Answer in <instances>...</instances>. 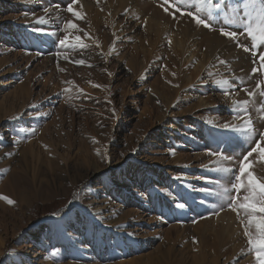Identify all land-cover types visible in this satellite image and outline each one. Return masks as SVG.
Returning a JSON list of instances; mask_svg holds the SVG:
<instances>
[{"label": "rangeland", "instance_id": "obj_1", "mask_svg": "<svg viewBox=\"0 0 264 264\" xmlns=\"http://www.w3.org/2000/svg\"><path fill=\"white\" fill-rule=\"evenodd\" d=\"M68 2L0 0V264H259L229 207L264 132L259 0H219L211 30L200 0Z\"/></svg>", "mask_w": 264, "mask_h": 264}, {"label": "snow or ice", "instance_id": "obj_2", "mask_svg": "<svg viewBox=\"0 0 264 264\" xmlns=\"http://www.w3.org/2000/svg\"><path fill=\"white\" fill-rule=\"evenodd\" d=\"M78 2V0H77ZM172 3L173 6L176 8L177 11L180 10L181 3L180 0H163V5H168ZM251 3H255L256 0H250ZM200 4L204 5L208 8L207 11V18L199 15L200 9L196 10V13L192 11L187 12L189 18L193 19L197 26H203L208 29H212L213 25L210 22L212 18V5L215 4L216 7H219V0H200ZM45 12L48 11V8L44 9ZM66 11L70 13L72 16L76 17L77 19L81 18V13L76 11L73 6L72 0H69ZM165 11H168V8L165 7ZM245 16H248L247 20V29L246 34L251 40L255 41L257 35L260 37V42L264 44V0H259V14L256 17L258 21L256 23L255 28L252 27V18L249 13L245 12ZM38 23L43 24L45 23L44 17H40ZM65 30H78V25L73 22L72 20H68L65 22ZM219 32L224 37L230 38L232 40L238 39V32L235 30H227L226 28H219ZM54 34V33H53ZM71 37L69 35H64L62 39L59 40V44L61 46H65L69 44ZM81 36L76 35L75 41L81 47L84 48L86 45L81 43ZM243 47L245 51L249 49L244 45H238ZM60 55V53H57ZM65 59H68L65 56ZM260 62L264 64V55L259 57ZM80 65L85 63L84 60L75 61ZM257 68L252 69V74L255 75L257 72ZM228 81H217V83H227ZM257 87L264 88V82H261L257 85ZM247 92V89H244ZM248 95L251 97L254 95L252 92H248ZM262 98H264V92L261 93ZM247 103V101H245ZM225 129L228 128V125H223ZM243 133L250 134V130L244 129L242 130ZM264 132L259 133L258 141L251 147L242 157L240 166L238 168V174L235 175V184L234 188L237 195L232 197V204L229 205L233 211H237L238 209H243L245 214L250 218L248 223L254 225L255 230L259 233L258 238H253L249 240V243L256 247V258L259 261V264H264V178H259L254 170L253 164L249 162V158L253 156L254 153H258L260 155V160L264 163ZM214 155L216 153H213ZM222 154V153H221ZM203 191V190H202ZM245 193L243 196H240L239 193ZM7 199V197H5ZM10 204L14 203L12 200H8ZM73 204L77 203V201H73ZM178 207L183 209L185 207L184 203H179ZM55 228L57 231H63L64 226L62 221L55 222ZM251 235V233H246Z\"/></svg>", "mask_w": 264, "mask_h": 264}, {"label": "trees", "instance_id": "obj_3", "mask_svg": "<svg viewBox=\"0 0 264 264\" xmlns=\"http://www.w3.org/2000/svg\"><path fill=\"white\" fill-rule=\"evenodd\" d=\"M50 207H52V205H50Z\"/></svg>", "mask_w": 264, "mask_h": 264}, {"label": "bare ground", "instance_id": "obj_4", "mask_svg": "<svg viewBox=\"0 0 264 264\" xmlns=\"http://www.w3.org/2000/svg\"><path fill=\"white\" fill-rule=\"evenodd\" d=\"M235 248V247H234ZM216 253V252H215Z\"/></svg>", "mask_w": 264, "mask_h": 264}]
</instances>
